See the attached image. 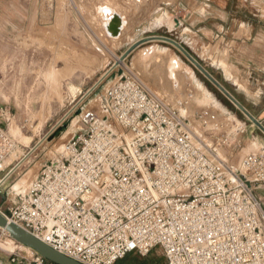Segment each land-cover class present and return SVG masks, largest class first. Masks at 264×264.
<instances>
[{
	"label": "built area",
	"instance_id": "obj_1",
	"mask_svg": "<svg viewBox=\"0 0 264 264\" xmlns=\"http://www.w3.org/2000/svg\"><path fill=\"white\" fill-rule=\"evenodd\" d=\"M102 109L80 114L86 132L2 214L9 222L80 264H116L156 247L163 264H264V209L245 179L194 143L175 109L131 72L107 89ZM200 120L219 134L227 123L210 113ZM13 150L0 124V174ZM240 171L264 186V148ZM30 251L29 264H44Z\"/></svg>",
	"mask_w": 264,
	"mask_h": 264
},
{
	"label": "rangeland",
	"instance_id": "obj_2",
	"mask_svg": "<svg viewBox=\"0 0 264 264\" xmlns=\"http://www.w3.org/2000/svg\"><path fill=\"white\" fill-rule=\"evenodd\" d=\"M55 1L52 26L39 23L32 30L6 31L5 24H0V124L14 142L8 157L12 161L1 174L11 172L0 186L1 214L8 216V209L28 191L42 168L64 155L72 137L86 132L80 122L83 111L104 115L102 104L106 103L107 89L129 72L178 112L183 128L206 155L246 180L253 199L264 209V198L256 195V184L240 171L242 159L264 145V134L180 50L166 41L154 40L114 66L122 56L123 40L115 41L124 28L122 17L109 7L99 8L102 17L110 19L104 20V33L109 32L113 15L119 18L112 20L119 25L118 35L109 32L114 38L111 42L101 36L100 14L87 12L76 0ZM180 5L181 20L192 15V36L189 38L183 21L184 34L172 33L175 38L169 39L257 119L264 110V87L258 70L264 64V0H180ZM106 9L109 14L102 13ZM247 34L256 37V57L243 54L251 65L256 58V81L252 80V72L243 71L240 58L244 47L253 51L255 40L244 39ZM243 77L250 79L247 87L240 81ZM204 113L215 115L220 122L227 120L221 133L227 138L225 144L221 134L201 126L200 116ZM236 129L240 131L235 133ZM21 182L24 185L15 188ZM10 240L0 233V244L11 246ZM3 246L0 253L5 256L14 252L15 258L22 261L32 259V252L16 242L15 249ZM151 257L162 258L164 263L158 247Z\"/></svg>",
	"mask_w": 264,
	"mask_h": 264
},
{
	"label": "crops",
	"instance_id": "obj_3",
	"mask_svg": "<svg viewBox=\"0 0 264 264\" xmlns=\"http://www.w3.org/2000/svg\"><path fill=\"white\" fill-rule=\"evenodd\" d=\"M78 3L82 4V7L86 9L87 12H92L96 15L100 14L102 20L100 21L101 33L106 40V35L103 32L102 25L104 23V19L99 12L100 7H109L114 12L122 17L124 20V28L122 30V34L118 40L122 39V52L123 54L132 44L137 41L146 38H172L173 35L184 34L182 32L181 27L183 21L180 19L181 15V5L180 0H170L169 2H165V0H76ZM56 6V1L54 0H0V24H5V30L14 31V30H32L37 27L39 23H48L53 24L54 14L53 7ZM89 12V13H90ZM168 15V18H166ZM192 15L188 17L185 23V30L187 29L189 32V38L192 35L190 33L193 32L194 22L191 20ZM189 21V22H188ZM173 33V35H172ZM167 34V35H166ZM188 36L186 38H188ZM175 38V37H174ZM244 39H251L253 36L251 34H247V36H243ZM255 42L253 43V51L249 50L245 47L241 52L242 56H240L243 71H247V74L252 72L253 81H256V58L255 62L249 63L248 58L243 54L249 55L255 54L256 57V37L253 38ZM172 40V39H171ZM108 41H111L108 39ZM156 41V40H155ZM158 41V40H157ZM118 58V57H117ZM123 63V62H122ZM261 72V85L264 87V64H261L258 68ZM240 76V74H239ZM250 77V75H249ZM241 78L242 85L247 87L250 84V79ZM225 80V78H224ZM229 81V80H225ZM230 83V82H229ZM238 84L239 79H238ZM234 86V84H231ZM0 118H2V112L0 110ZM257 120L261 122L264 127V110H262L261 115L256 116ZM10 129V128H9ZM258 141V140H257ZM264 148V145H259L257 150ZM256 150V151H257ZM2 174V173H1ZM0 174V179L5 175ZM256 195L260 198H264V186L256 187ZM264 206V205H263ZM11 246H0L6 247L7 249L14 248L13 242L9 241ZM5 244V243H4ZM15 249V248H14ZM12 253L8 256L6 254L0 253V264H29L27 258L24 261L15 258L12 256ZM14 259V261H12ZM17 261V262H16Z\"/></svg>",
	"mask_w": 264,
	"mask_h": 264
},
{
	"label": "water",
	"instance_id": "obj_4",
	"mask_svg": "<svg viewBox=\"0 0 264 264\" xmlns=\"http://www.w3.org/2000/svg\"><path fill=\"white\" fill-rule=\"evenodd\" d=\"M154 40H163L180 50L187 60L194 65V67L203 74L259 131L264 134V127L257 119H255L250 113H248L218 82H216L180 45L168 38H146L132 44L121 56L124 60L128 57L136 48ZM10 174V173H9ZM8 174V175H9ZM0 229H3L9 236L11 240L20 244L21 246L32 250L37 255H39L45 261L51 264H80L66 256L60 254L59 252L50 248L43 241L33 236L29 232L25 231L18 225L9 222L0 213Z\"/></svg>",
	"mask_w": 264,
	"mask_h": 264
},
{
	"label": "bare ground",
	"instance_id": "obj_5",
	"mask_svg": "<svg viewBox=\"0 0 264 264\" xmlns=\"http://www.w3.org/2000/svg\"><path fill=\"white\" fill-rule=\"evenodd\" d=\"M102 13H104V14H107L108 13V11H107V9L105 10V11H103L102 10ZM109 14V13H108ZM109 18H111V17H109ZM113 19H117V21H119V18H117L115 15H113V17H112V20ZM108 20H110V19H108ZM112 20L111 21H109L110 23L108 24V28L110 29H108L107 31H109V32H113V35L114 34H116V35H118L117 34V29H118V27H117V25H119L118 23H116L117 25H115V23L114 22H112ZM121 22V21H120ZM106 25H107V23H106ZM119 31V30H118ZM105 33V35H106V38H107V40L109 39V40H111V42L114 40V38H113V36H112V33L110 34V33ZM119 33V32H118ZM115 35V36H116ZM118 39H116L115 41H117ZM100 51V50H99ZM183 54V53H182ZM184 55V54H183ZM124 60H122L121 59V57H119L118 59H117V62H115V65L114 66H116V65H119L120 63H122ZM194 66V65H193ZM167 99V98H166ZM168 100V99H167ZM181 110H184V108H180ZM40 143V142H39ZM15 153V152H14ZM14 155V154H13ZM11 156V155H10ZM15 158V157H14ZM13 158V159H14ZM11 161H12V158L10 157V158H7L6 160H5V162H4V164L2 165V168H4V167H7L10 163H11ZM21 162L22 161H20L16 166H15V168L14 169H16L20 164H21ZM10 174H11V172H10ZM9 174V175H10ZM9 175H7L5 178H3V179H1V183H0V185H2L3 183H4V181L9 177ZM24 185V182L22 183H19V185L18 186H16L15 188H19V187H21V186H23ZM11 241V240H10ZM42 241V240H41ZM11 242H13V241H11ZM14 243V242H13ZM28 250V249H27Z\"/></svg>",
	"mask_w": 264,
	"mask_h": 264
},
{
	"label": "trees",
	"instance_id": "obj_6",
	"mask_svg": "<svg viewBox=\"0 0 264 264\" xmlns=\"http://www.w3.org/2000/svg\"><path fill=\"white\" fill-rule=\"evenodd\" d=\"M152 251L145 257L137 256V258H135V254H128L124 258L119 260L116 264H162L163 263L162 258L155 259L151 257ZM44 264H51V263L44 260Z\"/></svg>",
	"mask_w": 264,
	"mask_h": 264
}]
</instances>
